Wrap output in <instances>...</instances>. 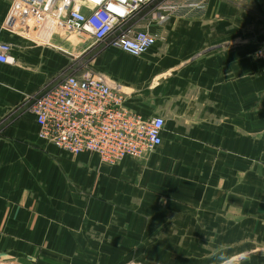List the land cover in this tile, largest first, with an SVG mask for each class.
I'll return each mask as SVG.
<instances>
[{"label": "crops", "instance_id": "obj_1", "mask_svg": "<svg viewBox=\"0 0 264 264\" xmlns=\"http://www.w3.org/2000/svg\"><path fill=\"white\" fill-rule=\"evenodd\" d=\"M19 16L16 0H0V41L12 44L17 58L15 64L0 62V116L69 62L54 48L16 36ZM162 31L167 43H156L152 61H101L94 72L122 83L132 110L165 119L162 143L146 159L125 157L111 166L96 154L65 153L39 137L30 114L6 125L9 137L0 139V264H35L43 243L55 247L44 249L43 264L61 262L62 242L78 236L65 228L78 225L84 211L79 202H88L92 192L118 202L125 210L120 215L137 225L139 219L163 225L165 214L179 210L185 224L197 228L193 241H202L206 226H232L221 240L236 236L246 248L250 242L264 246V174L254 170V162H264V64L255 56L264 38V0H209L203 12L172 18ZM221 194L239 201L236 213ZM212 201L217 204L206 208L230 209V220L197 212ZM256 256L264 264V250Z\"/></svg>", "mask_w": 264, "mask_h": 264}, {"label": "rangeland", "instance_id": "obj_2", "mask_svg": "<svg viewBox=\"0 0 264 264\" xmlns=\"http://www.w3.org/2000/svg\"><path fill=\"white\" fill-rule=\"evenodd\" d=\"M164 1L167 0H154L151 4L144 6L139 12L132 15L121 31L115 32L111 37L103 40H96L81 31L72 29L62 20L44 15L32 9L29 15H25L24 17L20 14L19 18H15V22L21 23L19 27L14 26L16 36H22L25 40L33 44L51 47L52 49L54 48L53 50H55L56 53H60L62 61L69 62L57 77L49 79L36 92L24 95V100L19 105L6 110L5 113L0 116V139L9 137L6 129L7 124L22 121L28 114L34 116L32 108L35 102L48 91L54 89L58 83L60 84L61 79L63 81V77L71 75L80 76L91 71L93 73L98 72L97 68L101 67V61H152V58L156 56V52L152 49L156 43L158 46H164L167 43L168 34L163 32L162 28L165 27L166 23L171 19L156 21L153 17L155 7ZM144 28L150 29V32L157 36L156 43L145 53L132 55L118 47L112 46V40L119 34L128 32V30L134 31ZM0 42L8 43L5 41ZM8 44L11 48L9 50V55L13 58V61L0 62L15 64L17 63V58L13 55V45L10 43ZM261 44L258 49L261 47ZM257 51L255 52V56ZM164 54V49L158 51L159 56H164ZM32 116L30 117L31 121H33ZM64 152L68 153L67 151ZM150 154L151 153L142 157H128L143 160ZM121 161L115 164L101 162L112 166ZM257 167H261L262 171L258 170ZM254 170L255 174L263 175L264 162H254ZM199 180L201 184H205L206 180L204 178ZM211 180L212 179L208 180V184H210ZM224 181L227 180L222 179L223 183ZM220 196L223 200V205H231L234 207L233 209L236 213L235 207L237 205L233 203H239V201L230 199L228 194H221ZM86 199L89 201L79 202V207L84 210V215L82 213L83 216L81 215L78 217V225H71L65 228V230L71 234H77V240L62 242V261L56 262L55 264L262 263L263 259L256 256L264 250V246L261 245V243L250 242L249 248H246L245 239L242 237L234 236L233 241L227 240L225 242L221 240V238L225 239L229 236V230L232 226L222 227L219 230H217L216 225L206 226L207 228L204 229L200 235L202 241H193V238L197 237V235L194 236L195 234L193 233L197 228L186 225L185 220L181 219L183 213H180L179 210L175 211L174 215H172L173 212L165 214L167 221L163 225H147L145 222L148 223L150 221L148 219H139L142 224L139 223L140 225H137L135 219L122 217L120 213L125 212V210L118 209V202L111 198L107 199L102 193H89ZM104 204L109 205V208H105ZM215 204H217L216 201L200 204L198 205L197 212H201V210L204 209L207 211L206 217L208 219L220 218L223 220H230L228 213L230 209L222 208V210L219 211L217 209L213 210V208H211V210L206 208L213 207ZM91 212L94 214L93 217L85 216V214L89 215ZM239 215V218H243L241 213H239ZM154 217H156V215H154ZM157 217L161 218V216ZM244 221H247V219H244ZM245 228L244 224L241 229L244 230ZM234 231H236V227H234ZM246 232L247 230L245 232H239L238 235H242ZM216 237H220L218 242L216 241ZM84 238H86V240ZM204 238L209 241H205ZM193 246L198 247L192 248ZM49 248L54 249L55 247L45 243L37 245L35 250H37L38 253L36 254L35 264H37L41 257L42 259L39 264L44 263L47 256L43 251L44 249L50 250ZM68 250H71V252L68 253ZM252 254L255 255V257H253ZM47 264L53 263L47 260Z\"/></svg>", "mask_w": 264, "mask_h": 264}, {"label": "built area", "instance_id": "obj_3", "mask_svg": "<svg viewBox=\"0 0 264 264\" xmlns=\"http://www.w3.org/2000/svg\"><path fill=\"white\" fill-rule=\"evenodd\" d=\"M154 0H16L25 17L31 9L62 20L74 30L103 40L121 31L127 21ZM209 0H167L155 7L156 21L187 18L203 12ZM157 40L150 29L128 30L112 46L132 55L145 53ZM10 45L0 42V61L10 62ZM256 56L264 62V39ZM124 85L105 75L86 72L63 79L33 105L39 136L78 155L96 154L105 163L142 157L162 143L165 119L144 117L126 104Z\"/></svg>", "mask_w": 264, "mask_h": 264}]
</instances>
